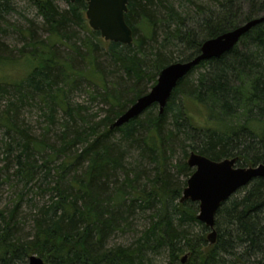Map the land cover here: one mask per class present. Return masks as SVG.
I'll use <instances>...</instances> for the list:
<instances>
[{
    "label": "trees",
    "instance_id": "obj_1",
    "mask_svg": "<svg viewBox=\"0 0 264 264\" xmlns=\"http://www.w3.org/2000/svg\"><path fill=\"white\" fill-rule=\"evenodd\" d=\"M24 1L36 18L20 14L22 25L12 19L19 14L15 0H0V66L34 63L18 83L0 81V189L8 184L17 192L0 209V264H27L32 255L49 264H264V179L220 206L215 244L197 218L198 203L181 201L194 173L191 152L213 161L237 157L238 167L264 164V23L180 80L163 113L154 104L111 129L165 67L264 15V0H129L132 45L92 30L85 0H64L67 8L56 0ZM11 35L22 43L17 55L5 41ZM105 46L132 85L110 89L99 63ZM82 86L92 89L91 103L108 108L104 116L72 102ZM34 110L39 135L20 118ZM23 206L31 214L22 215ZM141 216L147 222L138 229L133 222ZM128 231L137 238L114 243L115 234Z\"/></svg>",
    "mask_w": 264,
    "mask_h": 264
},
{
    "label": "water",
    "instance_id": "obj_2",
    "mask_svg": "<svg viewBox=\"0 0 264 264\" xmlns=\"http://www.w3.org/2000/svg\"><path fill=\"white\" fill-rule=\"evenodd\" d=\"M75 2L76 0H69ZM88 3L86 16L92 30L101 33L107 42L132 45L133 31L125 20L129 0H85ZM264 23V15L239 25L218 37L207 39L201 46L200 53L193 59L173 63L165 67L157 78V83L144 96L138 98L112 125L111 129L119 128L132 119L141 116L154 104L160 113L171 97L180 80L189 75L193 69L204 61L218 59L233 50L240 40L259 24ZM238 158H226L213 161L196 152H191L187 163L194 173L187 181L181 201L198 203V220L210 233L207 236L210 244H215L216 214L220 206L248 186L257 178L264 179V164L249 167H238ZM188 255L182 258L185 263ZM27 264H49L37 255H32Z\"/></svg>",
    "mask_w": 264,
    "mask_h": 264
},
{
    "label": "rangeland",
    "instance_id": "obj_3",
    "mask_svg": "<svg viewBox=\"0 0 264 264\" xmlns=\"http://www.w3.org/2000/svg\"><path fill=\"white\" fill-rule=\"evenodd\" d=\"M56 1L62 8H67V4L65 3L64 0H56ZM15 2L17 5V9L19 10V14H16L12 17L13 21H18L22 25H25L24 17H22L21 15H24L25 17H29L30 19L36 18L35 9H33V7L31 5H29L24 0H15ZM192 10H193V13L195 14L194 8H192ZM45 35H47V34H42V37H45ZM5 41L9 47V49L14 50L15 55H17L16 50L22 46V43L19 40V38L15 35H11V37H9V39H7ZM60 50L66 51V48L62 46V47H60ZM105 50H107L106 46L104 47V50L102 51L103 53H101V56L99 58V63L101 64L103 71H105V76L106 77L108 76L107 80H108L109 84L112 83V85L109 86L110 89L112 90L115 87L116 89L122 90V89L130 86V84L132 85V82L130 80H128L127 77L124 75V73L120 70L119 65L116 62H114L111 57H109L105 54V52H104ZM33 66H34L33 61L29 60L28 58L21 59L18 62H12L10 65H7V66H0V81L7 80L10 83H18L19 81H21V79H23L24 77H26L28 75V73L32 70ZM147 85H149V84H146V88H147ZM150 87L151 86H149L148 89H150ZM91 90H87V88L78 90L77 92L74 93V95L72 97V102H74L75 104L80 103V104H83V105L89 107V109H90V111L88 112L89 115L91 113H93V114L98 113V116H104L106 111L108 110V108L106 106L100 105V102L98 100L91 103L90 99L88 98V93H87V92H91ZM97 92H98V94L104 93L103 91L102 92L101 91H94V93H97ZM191 108H193V107L191 106ZM190 110H191L190 112L192 113L193 116L198 117V115L195 113V109L194 110L190 109ZM31 112H32L31 114L30 113H28V114L23 113V115L21 114L20 118L22 121L24 120V121H27L28 124H31L30 126L35 130L34 131L35 135H39L40 133H42V129L40 127L41 122H39V119L37 122V118H38L37 113L38 112L36 110L31 111ZM199 122H200V119H199ZM54 132H56V131H54ZM78 149H80V147ZM181 158H182V155H181V153L178 152L177 160L181 159ZM131 160H139V156L137 155V153H133V157ZM81 171H82V168H80L77 171L78 174H80ZM182 180H183V178H182ZM16 193L17 192L13 188L9 187L8 184H4L2 189H0V209L4 208L6 205H10L9 204L10 200L14 199ZM47 199H48V196H46V195H44V197H36L35 198L36 203H43ZM22 211H23L22 215H25V214L28 215V214H31V212H32L30 206H23ZM149 214L150 213L147 212V213H143L142 215L149 216ZM26 222L27 223L24 226V231L26 233H31L33 223L29 222V221H26ZM146 222L147 221L144 220V216H141L139 222L134 221L133 223H135L134 227L138 226V229H142V227L145 226ZM201 230L202 229H201V227H199V225H195V227L193 228V232L196 234L200 233ZM209 233H210V231L207 232V236ZM135 238H137V233L133 232V231H128L126 233L115 234L112 239H114L115 244L127 245L128 243H130ZM185 255H187V254L182 255V258ZM163 260L165 261L164 258H163ZM160 261H162V260H160Z\"/></svg>",
    "mask_w": 264,
    "mask_h": 264
}]
</instances>
